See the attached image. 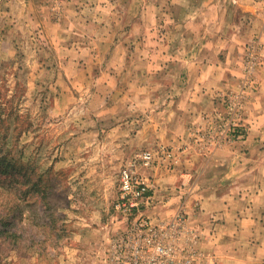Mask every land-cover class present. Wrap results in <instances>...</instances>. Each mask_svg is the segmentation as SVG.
<instances>
[{"label": "rangeland", "instance_id": "rangeland-1", "mask_svg": "<svg viewBox=\"0 0 264 264\" xmlns=\"http://www.w3.org/2000/svg\"><path fill=\"white\" fill-rule=\"evenodd\" d=\"M246 3L0 0V264H209L217 236L221 248L259 245L252 225L230 217L223 226L204 199L225 194L207 187L228 152L245 151L247 103L264 73V39ZM209 21L235 45L236 83L215 91L189 142L153 141L196 73L177 57L199 50L179 46ZM142 150L155 153L150 167H135L147 192L128 208L120 172ZM169 190L173 211L152 213ZM245 193L229 204L252 203ZM226 227L242 231L222 235Z\"/></svg>", "mask_w": 264, "mask_h": 264}, {"label": "crops", "instance_id": "crops-1", "mask_svg": "<svg viewBox=\"0 0 264 264\" xmlns=\"http://www.w3.org/2000/svg\"><path fill=\"white\" fill-rule=\"evenodd\" d=\"M239 1L247 2L243 6L244 10L245 12L252 13L255 26L261 29L259 31L264 39V0ZM205 4L208 7L207 3ZM214 32L213 23L209 21L203 28L198 30L197 34L193 35V38L190 35L185 39H188L187 43L179 46L184 47V49L199 50L196 58L189 56L186 58L182 55L179 58L177 57V59L182 58V64L196 66V73L195 75L189 74L187 86L179 90V100H182V103L177 104L173 109V122L157 126L155 132L157 134L155 139H152L153 141L165 144H184L189 142V130L191 127L202 123L206 114L214 110L215 91L228 90L236 83L237 77L232 74L233 71L229 67L235 61V45L232 40L230 42V36L226 38L223 36V33L215 37ZM221 53L225 55L224 58L219 56ZM259 84L258 91L251 96L249 103H247V115L250 118L247 119V135L245 140L242 141L246 147L245 151L232 154L228 152L225 158L226 166L224 169L215 171L216 173H220L219 183L208 184L209 186L207 187L208 192L214 193L219 190L222 194H225L217 198L210 195L206 197V192L200 194L205 196L207 210H211L210 212H220L219 215L224 220L223 226L229 225L227 219L230 217H237L240 225H252L254 227L253 235L258 236L255 239L259 242V245H253V247L249 245L238 246L237 249H234L233 239L230 242V246L221 248V242L224 237L219 239L217 236L216 238L219 240L216 243V238L213 239V243L217 244V246L214 247L212 262L209 264H264V236H262L264 235V73L259 77ZM216 155L217 153L209 159L214 162L213 160ZM246 163L247 165L245 166ZM183 176L185 175H181L180 177L183 178ZM231 178L237 179L231 180ZM245 178L247 179L245 180ZM249 180L252 182H249ZM232 182L234 185L231 184ZM227 183L229 184L227 185ZM160 185V190L168 189H163L162 184ZM192 187L193 192L197 196V193L201 192L198 189L199 186L191 183L190 188ZM169 189L172 190V193L174 192V187ZM170 190L163 192L162 196L164 200H167V204L165 206L158 205L153 207L152 213L162 216L168 215L173 211V206L169 205V201L170 203H174V201H177V197H169L170 195L166 193L170 192ZM245 192L253 193L252 203L245 200L241 207H237L238 202L232 205L229 204L230 198L234 196L231 197V193H241L244 198ZM214 198L217 199V203ZM209 199H211L210 202ZM216 204H218L217 207ZM235 207H237L236 210H233ZM231 213L235 215L231 216ZM227 230L230 234L234 233L235 230H237L235 234L242 231L240 228L230 231L226 227L222 231V235ZM96 259V262H98V257Z\"/></svg>", "mask_w": 264, "mask_h": 264}, {"label": "built area", "instance_id": "built-area-1", "mask_svg": "<svg viewBox=\"0 0 264 264\" xmlns=\"http://www.w3.org/2000/svg\"><path fill=\"white\" fill-rule=\"evenodd\" d=\"M154 152L150 150H142L134 154L126 167L120 172V191L122 205L128 208L138 206V201L142 199L147 192V184L135 171L136 165L145 168L150 167L154 161ZM146 225L147 223L144 222Z\"/></svg>", "mask_w": 264, "mask_h": 264}]
</instances>
